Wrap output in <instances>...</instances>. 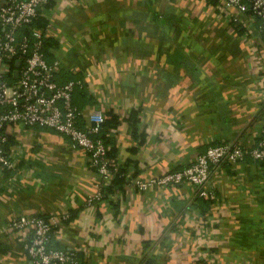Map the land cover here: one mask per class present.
Instances as JSON below:
<instances>
[{
    "label": "crops",
    "instance_id": "1",
    "mask_svg": "<svg viewBox=\"0 0 264 264\" xmlns=\"http://www.w3.org/2000/svg\"><path fill=\"white\" fill-rule=\"evenodd\" d=\"M40 12L57 81L81 79L84 114L119 115L110 132L129 177L187 166L209 144L249 147L262 132L264 48L245 15L239 33L215 0H52ZM6 131L17 167L0 165V264H30L12 219L64 212L52 244L76 247L82 264H264V165L249 156L212 170L213 197L128 183L89 204L98 175L85 150L47 127Z\"/></svg>",
    "mask_w": 264,
    "mask_h": 264
},
{
    "label": "built area",
    "instance_id": "2",
    "mask_svg": "<svg viewBox=\"0 0 264 264\" xmlns=\"http://www.w3.org/2000/svg\"><path fill=\"white\" fill-rule=\"evenodd\" d=\"M46 1L4 0L0 3V165L9 169L17 167L7 150L6 126L51 128L67 136L72 146L86 151L88 161L98 175L95 191L87 198L91 204L103 199L104 183L112 175L107 147L97 136L104 114L97 108L84 114L73 103V90L81 84V79L57 81L59 62L47 59L43 51L46 28L31 26L38 9ZM215 1L229 20L241 22L238 14H243L256 22L264 48V0ZM246 153L253 159H264V139L247 148L232 142L209 144L187 166L149 177L130 176L128 183L142 191L169 184H191L197 187L199 195L213 197L214 190L209 183L212 170L225 160L238 162ZM67 217L65 212L21 214L9 222L10 227L22 232L24 239L30 234L29 240L23 241V248L31 264L76 262L74 251L49 246L53 227Z\"/></svg>",
    "mask_w": 264,
    "mask_h": 264
},
{
    "label": "trees",
    "instance_id": "3",
    "mask_svg": "<svg viewBox=\"0 0 264 264\" xmlns=\"http://www.w3.org/2000/svg\"><path fill=\"white\" fill-rule=\"evenodd\" d=\"M214 2V0H212ZM50 2H52V0H47L44 5L38 9L37 12V16L35 17V19L33 20V22L31 23L32 27H40L45 29L47 26V18L41 14V9L43 7H45L46 5H49ZM229 23L235 28V30H237V32L242 33L244 31V26L242 24V22L240 21H233L230 20ZM52 44H54V41L50 40V37L46 36L44 34V38H43V51L45 56L47 57V59H50L49 55H50V51L48 50L49 46H51ZM70 79H80V78H70ZM69 80V79H67ZM66 81V80H65ZM82 84V81H81ZM81 84H77L74 87L73 90V94L75 89L80 88L79 86H81ZM72 101L73 103L76 105V103L73 100L72 97ZM78 109L82 110L78 105H76ZM138 109L134 108L131 110L130 114L127 117V121L130 124V131H131V135L133 137L138 136L137 138H139V141H141L144 137V132H139L138 130ZM120 118L119 115L115 112H113L112 110H108V112H106L104 114L103 117V121L101 123V128L99 130V132L97 133V136L101 137L104 144L106 145V156L111 160L109 163V168L111 170V177L110 179L104 183V194L102 196V198H106L109 195H113L115 192L117 191H124V187L126 184H128L129 181V175H128V168H127V164L130 161V158H127L125 160L124 163H118L116 161V152H117V142L115 140V138L112 136L110 129L115 128L118 124H119ZM80 125L83 126L84 122H80ZM260 139H264V126L262 128V132L260 133V135L255 139L254 143L252 145H255L258 140ZM241 145V144H240ZM242 146V145H241ZM245 147V146H243ZM247 148V147H246ZM130 150H134L133 147L129 148ZM249 156L248 153H246L244 155V157ZM250 158H252L251 156H249ZM253 159V158H252ZM258 162H260L262 165H264V159H254ZM231 164V162L225 160L223 161L219 167H222L224 165H229ZM5 169H9L4 167ZM210 202V199H209ZM118 203L115 202V206ZM72 216L71 213L68 214V217L65 218L69 219ZM58 226V225H57ZM57 226L53 227V230L51 232V236L49 239V246L55 247V248H60L63 250H72L74 251L75 257H76V262L71 263V262H66L65 264H82L81 261V253L79 252V250L76 247H60V246H56L54 244H52L51 238H52V234L54 232V230L57 228ZM30 238V234L28 233L26 235V238L24 239V241L29 240ZM149 261V260H148ZM142 264H148V263H144L142 262Z\"/></svg>",
    "mask_w": 264,
    "mask_h": 264
},
{
    "label": "water",
    "instance_id": "4",
    "mask_svg": "<svg viewBox=\"0 0 264 264\" xmlns=\"http://www.w3.org/2000/svg\"><path fill=\"white\" fill-rule=\"evenodd\" d=\"M30 264H31V261H30Z\"/></svg>",
    "mask_w": 264,
    "mask_h": 264
}]
</instances>
